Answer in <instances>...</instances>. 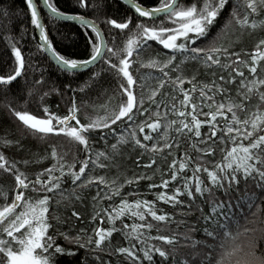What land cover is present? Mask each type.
I'll return each instance as SVG.
<instances>
[{
    "label": "snow or ice",
    "instance_id": "obj_1",
    "mask_svg": "<svg viewBox=\"0 0 264 264\" xmlns=\"http://www.w3.org/2000/svg\"><path fill=\"white\" fill-rule=\"evenodd\" d=\"M40 2L26 0L30 24L38 32V40L32 37L36 50L27 57L19 40L7 34L9 11L0 9V17L9 21L0 20V31L12 61H3L6 71L0 74V96L7 100V111L0 114V149L17 154L9 159L0 150V264H62L61 256L74 253L57 243L58 237L86 250L84 264L87 254L97 250L121 254L128 264H156L155 254L161 264L169 257L176 264L177 245L189 250L180 264H264V75L258 71L264 67V38L251 53L234 50L239 36L228 39L230 30L243 35L264 29V0H125L129 8L119 19L108 11L115 0H69V11L54 0H42L50 22L70 21L84 30L83 58L61 54L53 46ZM27 33L21 29L20 38ZM43 53L50 54L58 74L87 77L72 88L65 114L50 111L45 103L51 93L59 94L56 81L38 96L33 88L25 94L23 87H10L13 81L20 84L18 77L27 82L30 73H40L33 85L45 82L48 68L32 59ZM199 67L212 79L197 81ZM141 68L149 71L141 73ZM189 68L192 74L185 75ZM237 78L238 99L229 95L228 87ZM13 91L19 109L8 99ZM77 91L104 101L89 103L81 97L78 105ZM30 99L35 114L24 108ZM81 108L92 113H81ZM13 121L18 133L12 130ZM203 125L207 130L202 133ZM181 137L187 143L183 150ZM29 138L43 142V153L33 151L38 145ZM101 141L104 150L93 147ZM126 148L140 150L137 162L148 155V163L138 165L145 169L156 163V155L172 157L162 171L153 170V175L161 172L160 182L146 185L158 189L155 200L121 191L125 185L151 180V175L133 174L121 183L119 176L97 174V169L118 168L113 161ZM93 186L97 191L91 197L90 220L106 217L110 226H94L91 233L80 228L75 235L70 234L72 225L61 231L65 221L55 209L50 212L53 202L82 201L83 190ZM105 200L111 203L101 207ZM156 201L171 205L181 216L199 215L184 232L160 234L162 224L175 221L171 213L157 209ZM72 217L78 220L80 213L73 210ZM124 217L133 222L125 223ZM184 223L180 220L177 227ZM113 233L128 246H113ZM241 251L244 257L234 259ZM94 258L101 261L98 255Z\"/></svg>",
    "mask_w": 264,
    "mask_h": 264
},
{
    "label": "trees",
    "instance_id": "obj_2",
    "mask_svg": "<svg viewBox=\"0 0 264 264\" xmlns=\"http://www.w3.org/2000/svg\"><path fill=\"white\" fill-rule=\"evenodd\" d=\"M54 2L57 4L58 8H60L63 11H69V0H54ZM129 7L126 6L123 2L119 0H115V6L109 7L108 11L109 14L112 15L114 18L119 19L120 16L125 14L126 9ZM0 9H7L10 13V32H8V35H11L15 37L17 40H19V45L22 46V51L24 55L27 57L29 52H35V44L36 40H38V37L36 35V32L33 31L34 26L30 24V12L27 9L26 6V0H0ZM43 19L45 22V25L47 27V30L49 32L50 39L53 43V46L57 49V51L61 52V54L64 55H70L73 58H83L85 53V39L83 35V29H81L77 24L74 23H68V22H50L47 19V15L45 12H43ZM127 14H131L130 12ZM264 14V13H262ZM91 18V17H90ZM259 19V17H257ZM0 20H3V23H9L7 19H4L0 17ZM27 28L28 33L26 36L21 39L20 38V32L21 29ZM90 31V30H89ZM35 36L36 40H33L32 37ZM240 37L239 42L235 45L234 50H240L244 49L247 52L251 53L254 50V47L259 39L264 38V29H258L254 32H248L245 31L243 35L239 32V30H236L235 32L230 30L229 40H235L236 37ZM227 43L228 41H224ZM6 53H10V48L7 47V42L5 40V33L0 31V74H4L6 69L3 65V61H7L8 64H11V60L8 59V56ZM243 55V53H242ZM47 55L43 53L42 55H34L32 56V59L38 62L39 66L40 64H43V66L48 68L47 73L45 74V82L39 85H33V81L35 79H38L40 76V73H30L28 77L26 78L27 82H25V79H22L18 77L17 79L20 81V84L17 85L16 81H13L10 87H12L14 90L18 87H23L25 90V94H27V90L29 88H33L34 96H38L40 93L49 90L52 87V81H56L57 87L60 89L59 94L57 93H51L49 96L45 97V103L48 105L50 111L55 112L57 114H65L67 107L70 106V101L72 98V88H78V85L83 83L84 79H87L86 76L83 78H76L73 76H69L67 74L60 75L56 72L53 62H51L50 65V59H45ZM149 69L141 68V73L148 72ZM154 71V70H153ZM205 69L203 67H199L198 73L196 75V80H211L212 77L205 76ZM209 72L211 70H208ZM217 71V76L222 74L219 69ZM245 75L248 76L249 73L247 69H244ZM258 71L261 75H264V67L258 68ZM192 70L189 68L185 75H191ZM237 81L234 82L232 85H228L230 92L229 95L232 97H237L236 93V84ZM68 84L70 85L69 88L65 89L64 85ZM185 88L189 87V85L186 83L184 85ZM168 90V89H165ZM198 95V93L196 94ZM15 91L8 97L9 100H11L12 104L17 107L18 109L21 108V103L18 102L16 99H14ZM76 96V102L79 105L81 97L84 99L89 100V103H96L101 104L104 101V98H99L93 100L91 96H85L83 93H80L77 91L75 93ZM159 99V97H157ZM216 99L218 101H221L223 99L222 96H217ZM238 99V97H237ZM4 103H7V100L3 96H0V114L6 113V108L4 107ZM147 106V105H146ZM35 104L32 102V99L29 100V103L24 106L26 110L33 111L35 114ZM207 111V109H204ZM84 111H88L90 114L92 113V110L81 108V113ZM200 119H205V117L200 116ZM219 119V118H218ZM12 130L16 133L19 132V125L13 121V127ZM207 130V125L202 126V133ZM146 132L149 130H145ZM141 137L143 134H140ZM152 135L155 137L156 133H152ZM219 135V133H218ZM215 139V138H214ZM31 143L38 145V147L34 148L33 151L43 153V149L45 145L43 142L31 140L29 138ZM111 139L109 140V143H112ZM66 143V142H65ZM187 146V143L185 141L184 137H181V145L180 149L183 150ZM94 148L104 150V144L103 141L96 143L93 145ZM2 151H5V155L12 159L13 156H16L15 149L11 150H5L0 149ZM167 151V150H165ZM140 150H132L131 148H126L124 150L123 155L117 157L113 163L118 164L119 167H109L106 169H97V174L100 175H107L108 177H116L119 176V182H123L124 178L132 177L133 174H147L151 175V180H140L135 187L125 185V187L121 190L122 192H128V191H135L138 192L141 196V198L148 199V200H155V193L158 191V189H148L146 187L149 183H159L161 178V172H156L153 175V170L160 168L161 171L167 167V164L170 162L172 157H168L167 160L161 159L160 155L155 156L156 163L151 166L149 169H145L138 165H144L148 163V155H141L140 161L137 162L136 156L139 154ZM217 156H219V153H217ZM18 158V157H17ZM47 163V161H45ZM39 166L32 165L31 168H37ZM26 171H30V169H25ZM2 174V173H0ZM165 178H167V175H165ZM171 188V184H170ZM79 191V190H78ZM97 191V188L95 186L90 187L88 189L83 190V199L82 201H74L69 204L67 201L63 202L60 205H56L54 202L52 204V208H50V212H52L53 209H55V213L57 215L61 216V219L65 221V223L59 225V228L61 231H68L69 226L72 225L74 227L71 228V235H75L76 232L80 228H85L88 233L92 232V228L94 226H101V227H109L110 225L107 222V218L103 221H101L99 218L95 221L90 220V216L92 212L94 211L92 205L93 201L91 197L95 195ZM129 200L133 199V197H128ZM111 202L108 200H105L100 205L101 207H107ZM116 203H119V198H116ZM157 209H163L166 212H169L172 214L174 221L170 225H163L162 228L163 231L160 234L165 235H171V232L175 230L176 232H184L189 224H191L195 216L199 215V213H195L193 216H181L179 212H177L175 209L172 208L171 205L164 204L163 202L156 201ZM75 210L80 213V219H76L75 217H71L72 211ZM205 211H207V206H205ZM124 222L131 224L133 221L129 220L127 217H124ZM148 220H151V217H148ZM180 220H184V224H180L179 227H177V224ZM117 223V227H120L119 222ZM153 223H156L153 221ZM243 223V221H241ZM251 226V225H249ZM152 235H157L155 229L152 230ZM194 236L196 239L202 238L201 233H194ZM113 241V246H128V242L123 239L122 236H120L118 233H113V236L111 237ZM183 239L182 237L180 238ZM244 240V237L240 238V241L238 243L242 242ZM57 243H60L62 246H66L67 248L71 249L74 255H63L60 257V260L62 261V264H84L85 262V256H86V250L84 248H79L75 244H66V242L58 237ZM153 243L157 244L158 246H161L165 248L166 250H169L170 246L163 244V242L160 241H153ZM107 246V245H105ZM112 249H110L111 251ZM189 250L186 248H181L179 245H177V252H176V264H180L181 256H184L187 254ZM100 256L101 261L98 262L95 260L94 256ZM244 257V252L241 251L237 253L236 257L234 259H242ZM154 260L156 264H161V258L158 256V254L154 255ZM107 261L108 264H128L127 261L123 259L121 254L114 253L113 255H109L108 252H101L97 250L96 253H88L86 264H102V262ZM143 264H147V261H144ZM164 264H171V257H169L168 261H165Z\"/></svg>",
    "mask_w": 264,
    "mask_h": 264
},
{
    "label": "water",
    "instance_id": "obj_3",
    "mask_svg": "<svg viewBox=\"0 0 264 264\" xmlns=\"http://www.w3.org/2000/svg\"><path fill=\"white\" fill-rule=\"evenodd\" d=\"M119 1L123 2L126 6L129 7V5H127V3L125 2V0H119ZM40 7L43 8L42 0H41V2H40ZM43 12H45L46 14H48V10H47L46 8H43ZM41 19H42V21L44 22L43 15L41 16ZM63 22L74 23V22H70V21H63ZM44 23H45V22H44ZM74 24H75V23H74ZM45 27H46V25H45ZM46 32L49 34V32H48V30H47V27H46ZM36 35H37V37H38V32H36ZM49 37H50V36H49ZM45 54H46L47 57L50 59V54H48V53H45ZM53 64H54V62H53Z\"/></svg>",
    "mask_w": 264,
    "mask_h": 264
}]
</instances>
